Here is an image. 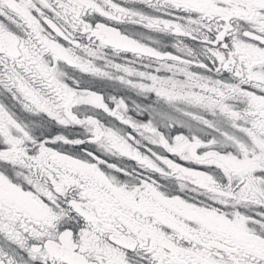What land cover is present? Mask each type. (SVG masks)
<instances>
[{
    "label": "snow or ice",
    "instance_id": "snow-or-ice-1",
    "mask_svg": "<svg viewBox=\"0 0 264 264\" xmlns=\"http://www.w3.org/2000/svg\"><path fill=\"white\" fill-rule=\"evenodd\" d=\"M0 264H264V0H0Z\"/></svg>",
    "mask_w": 264,
    "mask_h": 264
}]
</instances>
